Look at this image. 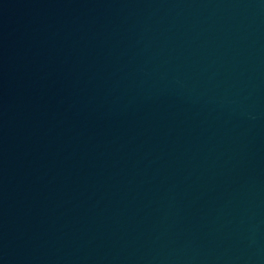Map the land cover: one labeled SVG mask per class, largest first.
Here are the masks:
<instances>
[{"label": "water", "instance_id": "1", "mask_svg": "<svg viewBox=\"0 0 264 264\" xmlns=\"http://www.w3.org/2000/svg\"><path fill=\"white\" fill-rule=\"evenodd\" d=\"M0 264H264V0H0Z\"/></svg>", "mask_w": 264, "mask_h": 264}]
</instances>
